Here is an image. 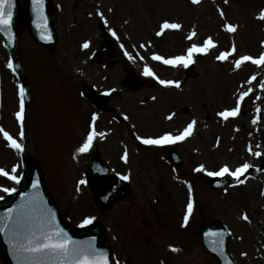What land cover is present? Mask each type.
<instances>
[{"label": "rangeland", "instance_id": "rangeland-1", "mask_svg": "<svg viewBox=\"0 0 264 264\" xmlns=\"http://www.w3.org/2000/svg\"><path fill=\"white\" fill-rule=\"evenodd\" d=\"M236 2L238 8L232 7L229 15L233 21L238 20L241 28L226 34L220 15L225 0H200L198 4L193 0H54L61 44L54 53L55 63L47 60V52L40 50L28 60L31 73L35 74L33 83L29 73L36 114H33L34 107L29 112L25 110L23 153L29 150L31 154L32 148L35 151L34 144L32 146L35 135L37 159L48 171L44 169L47 183L60 182L58 192L53 195L63 214L75 224H82L88 216L103 222L108 228L107 242L120 264H217L200 247L195 233L202 212L228 224L233 235L230 250L239 264H264V172L253 181L247 175L241 177L244 183L228 175L233 181L223 192L205 187L197 180L199 174L217 171L225 164L232 170L243 163L257 165L255 153L264 149V98L255 99L256 94H260L264 65L245 61L239 68L235 67L242 54L260 56L262 50L258 42L263 36V26L253 22V15L263 0ZM101 12L103 18L99 15ZM230 12H238V17ZM165 20L180 23L182 27L165 29L158 35ZM102 24L106 28L112 24L115 28L108 29L104 36ZM113 30L116 36L112 35ZM193 31L196 35L189 39ZM23 34L24 46L31 45L29 36ZM208 37H212L216 46L207 53L194 54L197 73L193 76L185 77L183 65L170 66L152 58L153 54L165 58L186 55L188 48L193 44L202 45ZM108 39L113 40L114 46H103ZM85 42H89L88 48L83 47ZM1 44L0 126L19 138L20 126L15 115L19 110L15 104L19 103V90L10 77L7 53ZM94 44L98 50L104 47L110 50L95 62H101L96 66L91 59ZM233 45L237 51L227 60L216 59L222 52H230ZM125 50L135 58L144 59L139 57L140 63L129 60ZM107 63L112 66L105 70L103 65ZM145 65L153 68L161 79L180 82V87L162 86L148 76L145 80L139 79L140 75L144 76ZM57 67L68 84L77 86L78 93L87 86L104 93L113 90L104 108H96L83 94L84 104L77 114L80 120L75 132L66 128L62 132L63 158L59 131L65 118L62 113L65 91L54 88V85L61 86V81L50 73V69L55 71ZM47 74H52L54 79ZM243 92H248L249 97L239 101ZM71 93L77 96L73 89L69 95ZM240 102L243 106L238 116L225 120L218 115ZM71 105L76 106L77 102L73 99ZM95 109L97 136L94 141L99 143L103 156L119 174L132 178L130 194L104 212L99 210L88 186L80 183L84 180L81 165L87 157L76 162L84 153H79L78 149L73 153V142L81 141L87 126L89 133ZM255 111H261L263 119L259 131L253 121ZM193 120L196 121L193 134L176 144L185 161L180 171L156 161L155 156L161 151L139 148L140 137H156L165 132L176 135ZM125 152L127 160L123 158ZM23 153L12 149L0 133V168L11 171L19 164V175ZM71 155L75 162L70 160ZM201 164L207 171H196ZM193 181L195 188H192ZM5 187L16 188L17 183L0 174V196L8 193L3 190ZM191 189L196 191L195 196ZM189 202L201 209L192 213L193 236L179 231L180 226L184 227L180 220ZM245 213L249 220L243 218ZM146 216L158 217L168 227L159 228L153 219L157 230L147 224L141 236L136 234L137 219L144 222ZM177 244L181 247L188 244L187 250L177 255L173 250L178 249Z\"/></svg>", "mask_w": 264, "mask_h": 264}, {"label": "snow or ice", "instance_id": "snow-or-ice-1", "mask_svg": "<svg viewBox=\"0 0 264 264\" xmlns=\"http://www.w3.org/2000/svg\"><path fill=\"white\" fill-rule=\"evenodd\" d=\"M194 3H200V0H193ZM33 8L36 14V27L41 30L40 35L42 39H51V32L48 29V16L45 12V0H32ZM16 7V0H0V32H3L10 40L15 39V35L12 31L14 9ZM103 18V12L99 13ZM221 16L224 15L223 11L220 13ZM260 18L264 19V11L260 13ZM104 23H108L105 19ZM182 25L180 23L169 22L165 20L161 25V31L158 35H162L165 29H180ZM227 31L235 33L238 26L232 23H227L225 25ZM112 35L116 36V32L113 30ZM196 35V32H192V36L188 37L191 39ZM215 42L212 37L202 44H193L187 49L186 55H178L171 58H165L159 54H153V59L156 61H161L166 65L170 66H180L183 65L187 67L189 64L193 63L194 54L196 53H207L211 48L215 47ZM84 48L89 47V42H85ZM123 47V45H121ZM237 51L235 45L232 46L231 51L222 52L216 57L217 60L225 61L229 56ZM125 55L129 60H135L132 53L125 50ZM144 59V57H140ZM245 61H252L257 65H264V54H261L259 58H254L251 55L241 56L236 60L235 67L239 68L241 64ZM8 68L16 71L15 65L12 61L8 62ZM145 76L155 77L159 84L164 86H175L180 87V82L174 80L161 79L153 69L145 65L144 73ZM253 80L256 79L255 76L252 77ZM264 88V84L260 85ZM25 95L26 90L23 85L19 88V110L15 113L19 126V138L14 137L9 131L5 130L0 126V133H2L4 139L8 145L15 149L19 153H23L25 150V144L21 140L25 136L24 132V122H25ZM248 92H243L240 94L239 101H243ZM155 99V97H153ZM240 113V107H233L231 109H225L219 112V116L227 120L229 117H236ZM174 115V113L172 114ZM169 119L172 118L170 115ZM97 116L94 114L92 118V123L90 126V131L87 135L86 140L78 149L79 153L88 152L92 145L95 137L97 136L96 121ZM255 122V121H254ZM196 121H191L183 132L174 135L172 132H165L158 137H140L144 144L162 146L168 144H174L177 141H182L193 134L195 129ZM102 135V134H101ZM249 151H252L249 147ZM255 155L260 156L261 153L257 152ZM125 160L128 159L127 152H125ZM252 165L249 163H243L240 167L235 170L229 168L227 164L219 169V171L208 172L210 176L222 177L225 175H230L236 178L238 183H244L240 177L246 173ZM19 164L15 165L11 171L0 168V174L7 177L19 184L22 177L17 174V169ZM196 171H207L205 166L201 164ZM123 179H129L128 176H124ZM39 179L33 184V189H39ZM81 184H86L87 180H81ZM5 192H15V188L3 189ZM43 199L38 195V191L33 194H24V201L17 205L16 208L8 209L6 214L0 217V227L5 233H10V243L13 245V251L17 258V264H120L119 260L113 261L110 259L109 252L99 249L95 246L93 241L80 242L74 240L68 233L59 226L56 222L55 214L51 209L43 207ZM193 212V203L189 202L187 204V214L184 217V224L187 225L189 217ZM243 218L249 220L250 218L245 213ZM96 220L95 216H88L82 222V225H91ZM211 235H218L221 237L219 243H223V233H212ZM179 251V249H173ZM216 251L217 249H213Z\"/></svg>", "mask_w": 264, "mask_h": 264}, {"label": "water", "instance_id": "water-1", "mask_svg": "<svg viewBox=\"0 0 264 264\" xmlns=\"http://www.w3.org/2000/svg\"><path fill=\"white\" fill-rule=\"evenodd\" d=\"M30 18L32 19V15H30ZM17 19V18H16ZM15 19V20H16ZM33 34L34 36H37L36 31L33 28ZM97 154L93 153L91 159L87 163V171L90 175L91 181L96 185L100 186V179L98 178V173H95V168L94 164H97ZM25 170H26V175L25 179L23 181V187L22 189L17 192L10 201H6L4 203H0V217H2L4 214H6L8 209H13L16 208L17 205H20L24 201V194H33L34 192L38 191V195L42 197L44 203L43 207L47 209L49 208L47 202L44 200V196L41 192L40 187L43 185L42 183V178L39 172L38 167L33 163V162H27L25 164ZM38 174V176H37ZM39 179V189L34 190L33 189V184L36 182V180ZM105 180L111 181L110 177H106ZM44 190V189H43ZM56 222L59 224L61 228H63L68 235H70L74 240L80 241V242H88V241H93L95 243V246L97 248L102 247L101 243V231L99 228H88L87 230L84 231H77V230H71L67 228L65 225H62L59 219L55 216ZM207 226H213V228H217L219 231L223 233V240L227 241L229 239V235L225 228L223 227L222 224L217 223V222H212L208 221ZM206 227H203L201 229V232H204ZM217 232V231H216ZM0 235H1V249L2 253L7 259L9 264H17V258L16 255L14 254L13 251V245L10 243V233H5L2 230V227H0ZM100 249V248H99ZM222 249V248H221Z\"/></svg>", "mask_w": 264, "mask_h": 264}]
</instances>
